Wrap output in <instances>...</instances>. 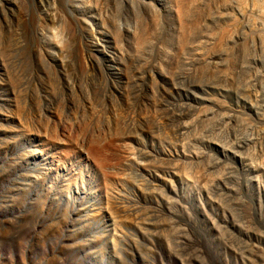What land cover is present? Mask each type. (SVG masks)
Here are the masks:
<instances>
[{
  "label": "rangeland",
  "instance_id": "1",
  "mask_svg": "<svg viewBox=\"0 0 264 264\" xmlns=\"http://www.w3.org/2000/svg\"><path fill=\"white\" fill-rule=\"evenodd\" d=\"M7 5L0 264H264V7Z\"/></svg>",
  "mask_w": 264,
  "mask_h": 264
},
{
  "label": "bare ground",
  "instance_id": "2",
  "mask_svg": "<svg viewBox=\"0 0 264 264\" xmlns=\"http://www.w3.org/2000/svg\"><path fill=\"white\" fill-rule=\"evenodd\" d=\"M16 0H1V3H6V4H8V5H11L13 2H15ZM59 1H63V0H59ZM234 3H235V5H238L239 7L241 6V0H232ZM254 1V3H255V6H257V7H264V0H253ZM74 2H76V1H74ZM80 2V1H79ZM71 3V2H70ZM7 5V6H8ZM72 11L76 14V15H78L79 16V19L80 18H86V16H87V14H86V12L85 11H83L84 9L83 8H81L80 6H78V5H73L72 4ZM71 11V10H70ZM183 11H180V13H178V15L180 16L179 18H181V20H182V22L184 21V19H185V16H184V12L182 13ZM75 15V16H76ZM74 16V17H75ZM42 32V31H41ZM39 52V51H38ZM39 112H41V111H39ZM39 133V132H38ZM39 135V134H38ZM83 151V150H82ZM83 156V155H82ZM80 162V161H79Z\"/></svg>",
  "mask_w": 264,
  "mask_h": 264
}]
</instances>
